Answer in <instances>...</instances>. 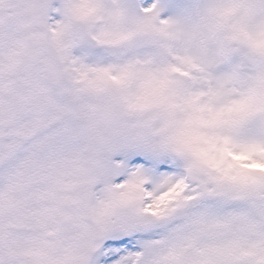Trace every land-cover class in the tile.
Instances as JSON below:
<instances>
[{
    "label": "snow or ice",
    "instance_id": "1",
    "mask_svg": "<svg viewBox=\"0 0 264 264\" xmlns=\"http://www.w3.org/2000/svg\"><path fill=\"white\" fill-rule=\"evenodd\" d=\"M0 264H264V0H0Z\"/></svg>",
    "mask_w": 264,
    "mask_h": 264
}]
</instances>
